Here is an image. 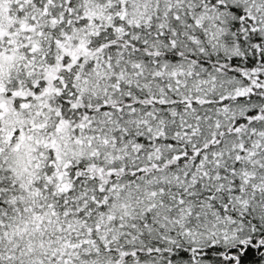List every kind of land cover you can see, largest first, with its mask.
<instances>
[{
    "label": "snow or ice",
    "instance_id": "1",
    "mask_svg": "<svg viewBox=\"0 0 264 264\" xmlns=\"http://www.w3.org/2000/svg\"><path fill=\"white\" fill-rule=\"evenodd\" d=\"M0 264H264V0H0Z\"/></svg>",
    "mask_w": 264,
    "mask_h": 264
}]
</instances>
